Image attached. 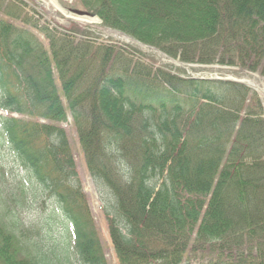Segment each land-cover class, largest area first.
Instances as JSON below:
<instances>
[{
	"label": "trees",
	"instance_id": "obj_1",
	"mask_svg": "<svg viewBox=\"0 0 264 264\" xmlns=\"http://www.w3.org/2000/svg\"><path fill=\"white\" fill-rule=\"evenodd\" d=\"M80 1L105 26L181 62L264 75V0ZM1 9L0 109L31 119L0 115L9 157H0V264H108L64 130L35 120H66V107L117 264H190L196 226L193 252L207 259L198 264H264V110L255 94L75 42L19 3ZM45 201L48 217L25 225L22 214ZM50 218L64 223L62 236Z\"/></svg>",
	"mask_w": 264,
	"mask_h": 264
},
{
	"label": "rangeland",
	"instance_id": "obj_2",
	"mask_svg": "<svg viewBox=\"0 0 264 264\" xmlns=\"http://www.w3.org/2000/svg\"><path fill=\"white\" fill-rule=\"evenodd\" d=\"M15 1V0H14ZM27 3L29 7L34 9L33 14L38 17L40 24H48L51 27H54L57 29V31L64 32L65 34H69L73 36L75 39V42H78L84 38L88 39L91 42H95V44L105 43V44H116V46H121L125 48V51L128 53L133 54V57L140 58L143 62L149 64L154 70L158 68L165 69L167 71H171L175 74H180L183 76H191L192 74L203 76L206 75L208 77H220L224 78L227 75L236 77L238 74L235 73L237 71L235 67H228L224 65L219 64H213L208 66H193L190 67L189 71L185 68L173 65L172 63H164L163 59L155 54L152 51H143V49H140L138 46L130 44L125 42L123 39H117L114 37L113 34H107L98 31L94 26L98 25L99 23H95L93 25L84 23L85 19L76 18L72 16L71 14H67L68 7L66 4L60 6L59 9H56L54 13H52L49 9H46L44 5L34 1V0H22ZM78 1V5L80 4V1ZM4 2L7 4L8 2H12V0H0V3ZM29 7H27L29 9ZM27 11L22 12V14H26ZM100 27L103 25L99 24ZM100 42V43H97ZM155 48V47H154ZM183 71V73H181ZM260 98V97H259ZM261 102L264 105V101L262 98ZM246 105H251L250 101L246 102ZM244 113V111H242ZM3 114V113H2ZM63 128L66 131V134L68 136L70 146L73 150V160L75 163V171L78 175V178L80 180V186H81V192L84 193L91 215L95 221L96 227L98 229V233L101 236L103 246H104V253L105 258L108 261V264H117L116 260L114 261V255L112 252V249L109 245V242L107 240V228H106V220L102 209V203L101 199L99 197L98 191L94 187L93 182L91 181L90 176L88 175V172L85 167L83 155L80 153L81 149L78 145L75 132L70 124V118L67 123L62 124ZM1 154V160L7 165L9 157L5 151L2 149L0 150ZM1 165V164H0ZM2 166V165H1ZM19 169V173H21ZM25 174V172L23 171ZM50 202L45 201V204H42V206L37 207L35 204L32 207V210L29 212H25L22 214V219L26 222L25 225H27V222L34 219H39L41 217H48L46 210H44V207H46ZM43 213V214H42ZM49 219V218H48ZM49 222L51 223V234H57L59 236H62L63 233V222L58 218H50ZM28 226V225H27ZM194 237V235H193ZM207 261V259H205ZM191 264H197L195 260L190 261Z\"/></svg>",
	"mask_w": 264,
	"mask_h": 264
},
{
	"label": "bare ground",
	"instance_id": "obj_3",
	"mask_svg": "<svg viewBox=\"0 0 264 264\" xmlns=\"http://www.w3.org/2000/svg\"><path fill=\"white\" fill-rule=\"evenodd\" d=\"M34 1L44 5L45 8L49 9L52 13H54L56 9H59L61 4L62 6L66 4L70 8H77L75 6L78 5L77 0H34ZM84 21H85L84 23L91 25L98 23V20L94 18L85 19ZM94 28H96V26H94ZM247 82L255 88V90L259 93V95L264 101V80L258 79V77L255 75L254 77L248 76Z\"/></svg>",
	"mask_w": 264,
	"mask_h": 264
},
{
	"label": "water",
	"instance_id": "obj_4",
	"mask_svg": "<svg viewBox=\"0 0 264 264\" xmlns=\"http://www.w3.org/2000/svg\"><path fill=\"white\" fill-rule=\"evenodd\" d=\"M69 12L70 13H72V14H74V15H76V16H87V17H95V14L94 13H92V12H90V11H88V10H86V9H83V8H81V9H69ZM137 43V42H136ZM138 45H139V47H141L142 49H147L148 48V46H145V45H143V44H141V43H137ZM158 53V52H157ZM258 79H260V80H264V78H258ZM228 80H231V81H236V82H241V83H243V84H245V85H247V86H250V87H252V88H254L251 84H249L248 82H247V79H228ZM255 89V88H254Z\"/></svg>",
	"mask_w": 264,
	"mask_h": 264
}]
</instances>
